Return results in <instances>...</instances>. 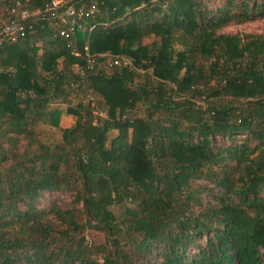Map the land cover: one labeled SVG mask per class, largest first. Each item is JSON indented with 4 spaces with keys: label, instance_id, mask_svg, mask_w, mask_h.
Listing matches in <instances>:
<instances>
[{
    "label": "trees",
    "instance_id": "obj_1",
    "mask_svg": "<svg viewBox=\"0 0 264 264\" xmlns=\"http://www.w3.org/2000/svg\"><path fill=\"white\" fill-rule=\"evenodd\" d=\"M19 1L41 13L0 43V264H264V35L221 32L264 0Z\"/></svg>",
    "mask_w": 264,
    "mask_h": 264
},
{
    "label": "rangeland",
    "instance_id": "obj_2",
    "mask_svg": "<svg viewBox=\"0 0 264 264\" xmlns=\"http://www.w3.org/2000/svg\"><path fill=\"white\" fill-rule=\"evenodd\" d=\"M221 32L225 33H243V34H253V35H264V18L258 17L252 20H249L247 22L241 23V24H231L223 29H221ZM75 121V117L73 115L63 113L60 119V127H69L71 126ZM42 138L47 139L48 141L57 140L61 133L59 128H53L49 126H43L42 127ZM117 131H114L113 133H116ZM208 195H205V198H207ZM71 197L66 194H58V193H51L48 195V197L45 199V201L40 202V206L52 205L54 203H60L62 205H66L68 202H70ZM115 211L120 212L122 210V205H118L115 208ZM89 238H91V246L95 247L96 244H101L104 240V237L102 233L98 231H91L89 233ZM99 260L103 261L102 258L99 256Z\"/></svg>",
    "mask_w": 264,
    "mask_h": 264
},
{
    "label": "built area",
    "instance_id": "obj_3",
    "mask_svg": "<svg viewBox=\"0 0 264 264\" xmlns=\"http://www.w3.org/2000/svg\"><path fill=\"white\" fill-rule=\"evenodd\" d=\"M16 3L7 8V13L0 14V43L6 39L15 40L19 36L26 34L25 20L33 15H39L40 10L29 11L27 9L20 8V1L15 0ZM70 0H52L51 3L47 4L46 11L55 14L61 5L66 4V10L63 14L67 16H73L75 14L83 15L85 11L83 8L77 9L74 5L69 4ZM87 14V12H86ZM64 34V32H62ZM104 114V112H100Z\"/></svg>",
    "mask_w": 264,
    "mask_h": 264
}]
</instances>
